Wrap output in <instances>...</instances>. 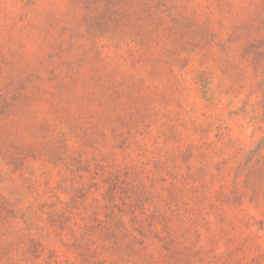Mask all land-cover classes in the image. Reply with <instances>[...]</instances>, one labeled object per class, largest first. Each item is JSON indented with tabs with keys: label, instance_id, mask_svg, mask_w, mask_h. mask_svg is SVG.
I'll return each instance as SVG.
<instances>
[{
	"label": "rangeland",
	"instance_id": "rangeland-1",
	"mask_svg": "<svg viewBox=\"0 0 264 264\" xmlns=\"http://www.w3.org/2000/svg\"><path fill=\"white\" fill-rule=\"evenodd\" d=\"M0 264H264V0H0Z\"/></svg>",
	"mask_w": 264,
	"mask_h": 264
}]
</instances>
